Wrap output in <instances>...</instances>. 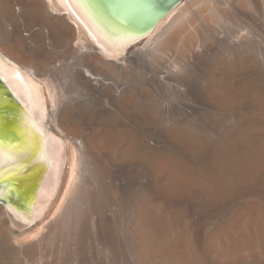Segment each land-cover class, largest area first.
<instances>
[{"label":"bare ground","instance_id":"6f19581e","mask_svg":"<svg viewBox=\"0 0 264 264\" xmlns=\"http://www.w3.org/2000/svg\"><path fill=\"white\" fill-rule=\"evenodd\" d=\"M136 10L0 0V264H264V0Z\"/></svg>","mask_w":264,"mask_h":264},{"label":"water","instance_id":"95a60500","mask_svg":"<svg viewBox=\"0 0 264 264\" xmlns=\"http://www.w3.org/2000/svg\"><path fill=\"white\" fill-rule=\"evenodd\" d=\"M112 4L117 5L125 10H139L144 11L143 14H151L152 10L145 7H139L141 1L146 0H109ZM181 0H165L160 5H156L153 9V13L150 18L145 21L140 28L146 29L149 26L155 24L159 18L164 15L168 10L177 5ZM148 5V4H145ZM136 10V11H137ZM138 11V12H139ZM141 15V14H140ZM143 18V17H142ZM141 22V20H140ZM148 25V26H146ZM24 108L21 102L16 98L11 89L8 87L4 79L0 76V141L5 142L7 145H14L16 142H20L25 139L24 132ZM16 184L15 180H3L0 181V186L9 185L14 186ZM34 186L24 190H14L12 196L9 199L0 197V202L11 204L21 211H25L27 205L24 204L20 199L21 197L26 198V201L30 200L29 196L32 195V190ZM24 192V194H22ZM19 199V200H18Z\"/></svg>","mask_w":264,"mask_h":264},{"label":"rangeland","instance_id":"374dc122","mask_svg":"<svg viewBox=\"0 0 264 264\" xmlns=\"http://www.w3.org/2000/svg\"><path fill=\"white\" fill-rule=\"evenodd\" d=\"M48 99H49V111L50 112H53V106H52V104H51V98H50V94L48 93ZM48 124H49V126L53 129V132H55V134H57L58 136H61V138H62V135L60 134L61 132H60V130H59V128H58V126L56 125V123H54V121H52V119H51V115L49 116V119H48ZM58 128V129H57ZM23 141V140H22ZM22 141H20V142H22ZM18 142H16L15 144H17ZM22 144H23V147H27L29 144L28 143H25V142H22ZM21 144V145H22ZM21 145H19V146H13V147H19V148H21L20 146ZM22 147V148H23ZM12 150H15V151H12ZM12 150H10V151H8L7 152V154H6V162H10V163H17L18 165H22L23 163H25V162H27L31 157H32V153H30V151L28 150V149H25V150H19V149H12ZM18 150V151H17ZM12 151V152H11ZM17 152V153H16ZM19 152H20V154H19ZM13 153H15V154H13ZM30 155H29V154ZM13 155V156H12ZM25 155L28 157V158H26L25 159ZM8 156V157H7ZM15 156H17V157H15ZM12 159H13V161H12ZM25 159V160H24ZM53 218V217H52ZM49 221V220H48ZM48 221H46L45 222V224L48 222ZM40 223V222H39ZM40 224H35V226L33 225V228L35 227V228H37L38 226H39ZM42 227V231H44V228H43V226H41ZM41 231V232H42Z\"/></svg>","mask_w":264,"mask_h":264}]
</instances>
